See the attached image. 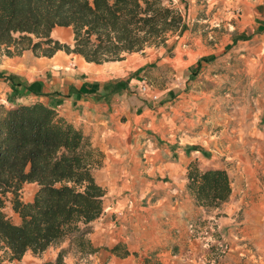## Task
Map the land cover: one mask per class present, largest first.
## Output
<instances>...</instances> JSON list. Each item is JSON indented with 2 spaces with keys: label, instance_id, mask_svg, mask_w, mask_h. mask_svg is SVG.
Here are the masks:
<instances>
[{
  "label": "crops",
  "instance_id": "1",
  "mask_svg": "<svg viewBox=\"0 0 264 264\" xmlns=\"http://www.w3.org/2000/svg\"><path fill=\"white\" fill-rule=\"evenodd\" d=\"M171 1L184 18L183 30L177 35L187 30L186 15L196 6L201 9L208 3L223 9L241 7V28L231 25L230 31L239 33L231 45H238L249 54L242 56L241 72L251 74L250 50L255 47L264 53V0H190L188 6L183 4L184 0ZM51 36L63 44L74 43L72 28L56 27ZM171 40L166 46L151 47L123 61L103 65L87 63L83 57L64 51H58L52 58L37 57L32 51L12 58L0 56V102L10 105L11 99L17 104L40 101L55 107L82 128L92 146L103 154L99 184L107 190L104 207L110 212L102 227L93 226L94 232L89 235L92 245L99 248L89 256L95 260L91 264H141L145 259L177 264L175 257L182 256L178 252L187 247L186 229L192 215L213 220L221 237L227 239L230 250L222 264H264V186L251 187L248 179L257 181L258 175H264V135L245 142L244 145H254L257 153L247 158L241 155L240 162L249 166L240 178L231 176L225 166L228 164L225 161L237 159L235 153L230 156L229 152L219 153L215 146H207L201 133L191 143L186 140L189 128L186 113L191 111L190 105H195L191 96L196 94L194 98L198 99L205 96L203 91L191 90L190 85L194 78L198 82L215 79L217 75L205 72L208 64L200 58L166 55L168 49L175 47L170 45ZM188 62L195 63L186 66ZM254 63L257 64L256 59ZM165 80L166 86L159 87V82ZM145 83L148 92L141 90ZM153 95L158 100H153ZM205 108L197 107L201 113ZM260 109L263 112L256 119H260L259 125L264 122V104ZM199 114L195 117L198 123ZM159 139L165 140L163 145L158 144ZM146 145L153 147L149 155ZM192 162L201 170L224 169L231 180L236 177L232 180V195L220 209L198 206L188 190L187 172ZM145 174L149 181L139 183ZM167 177L179 183L183 194L177 200L172 196L177 189L172 184L168 188ZM25 186L39 189L37 184ZM10 199L9 194L7 200L11 203ZM218 211L223 214L213 217ZM119 213L123 215L119 217ZM14 214L17 220L12 223L19 225L21 218ZM102 216L98 220H103ZM60 244L41 255L29 251L21 261L12 264H55L60 251L67 246ZM115 247H119L118 252L113 251Z\"/></svg>",
  "mask_w": 264,
  "mask_h": 264
},
{
  "label": "trees",
  "instance_id": "2",
  "mask_svg": "<svg viewBox=\"0 0 264 264\" xmlns=\"http://www.w3.org/2000/svg\"><path fill=\"white\" fill-rule=\"evenodd\" d=\"M56 27L73 29V45L52 38ZM183 27L182 14L161 0H0V56L32 51L52 58L64 51L103 65L166 46ZM12 100L0 103V264L21 261L29 251L41 255L69 236L78 253L94 255L99 248L88 237L105 211L107 190L94 174L103 154L55 107ZM187 181L197 205L207 210L220 209L232 195L224 169L201 170L192 162ZM25 184L39 187L30 202L20 196ZM9 194L19 225L2 211ZM66 254L61 250L55 264H66Z\"/></svg>",
  "mask_w": 264,
  "mask_h": 264
},
{
  "label": "rangeland",
  "instance_id": "3",
  "mask_svg": "<svg viewBox=\"0 0 264 264\" xmlns=\"http://www.w3.org/2000/svg\"><path fill=\"white\" fill-rule=\"evenodd\" d=\"M161 1L165 6L174 7L180 12L178 6L173 5L171 0ZM182 2L185 6L190 4V0ZM223 8L211 7V5L205 3L203 8L199 9V6H196L193 11L188 12L186 15V21L189 24L187 30L181 35L170 37L172 39L170 45L174 44L175 47H171L170 50L168 49L166 55L170 57L185 56L186 58L190 55L191 60L193 57L200 58L204 63L208 64V67H205V72L217 75L212 80L202 79L197 82L194 80L195 78L193 79L194 83L190 85L191 90L203 91L205 96L201 99L194 98L196 94L191 96V100L195 105H190L192 106L191 111L186 113L189 128L187 129L188 137L185 136V138L191 143L196 140L193 137L199 136L201 133V138L207 142V146L212 148L215 146L214 149L219 153L225 154L229 152L230 156L232 153H235L237 159L225 161V163H228L225 166L233 174L231 176L235 175L240 178V174L244 172V168L247 169V166H249V163L245 165L243 161L242 163L240 162L242 159L241 155L243 154L247 158L257 153L254 145L248 143L244 145L245 142L250 141L251 138H257L258 135H264V122L259 125L260 119L256 120L259 118L258 113L263 112L260 107L264 104V53H261L255 47L252 48L250 50V57L253 61L251 74H243L241 72L244 67L242 56L247 57L249 54L241 50L240 46L231 45L233 37L239 35V33L230 31L231 25L237 24L241 28V7L235 9L229 7L227 9ZM219 59H223V61L218 63ZM254 59H256L257 64L254 63ZM190 62L186 66H190L196 61ZM182 67L180 66V68ZM255 77H257V81H254ZM173 78L176 79V77ZM166 82V80L164 82L160 81L158 86L165 87ZM197 102L198 105H196ZM201 106H207L203 113L197 109V107ZM198 112H200L199 116L201 115V122L199 123L195 119ZM147 138H145V141H147ZM164 142L165 140H158L159 145H163ZM210 142L214 144L217 142V144L212 146ZM152 149L153 147L149 148L146 145V150L149 152L148 155L151 154ZM144 151L145 148L143 154L145 153ZM96 158L98 162L101 161V155ZM101 166L94 171L98 183L101 182L99 171ZM232 178L234 181L236 177ZM149 179L150 177L145 174L138 182H148ZM242 179V185H244L245 176ZM248 179L251 187L255 185L264 186L263 174L257 176V181L254 178H251L252 181L250 178ZM165 182L169 183L168 188L171 187L170 184L176 187L177 190L172 192V196L173 200H177L180 194H183L179 191V183L170 177L165 178ZM37 189L36 186H25L20 192L22 201L28 202L32 200ZM4 201L2 211L11 222H15L17 216L14 214L12 204L6 198H4ZM108 211H105L102 216L103 220H98L96 225H93L94 227H102V224L106 222V218L109 215ZM217 214L223 213L218 211L212 214V216H218ZM192 217L193 219L189 221L186 229L187 247L182 252H178V254L182 253V256H176L174 261L177 264H222L227 253L222 252L223 250L219 247V244H222L223 247L229 246L226 241L227 239L221 237L222 235L218 232L217 225H214V221L207 216L204 220L203 216L192 215ZM194 223L200 225L202 233L195 234V232L191 231L190 226ZM88 238L90 239V237ZM72 240L73 237L69 236L61 242L67 244L65 249H63L67 252L65 256L66 264H91L95 262L89 256L78 255V247L76 244L71 243ZM57 245L60 246L62 244H54L52 247H56ZM165 264H169V262L165 260Z\"/></svg>",
  "mask_w": 264,
  "mask_h": 264
},
{
  "label": "built area",
  "instance_id": "4",
  "mask_svg": "<svg viewBox=\"0 0 264 264\" xmlns=\"http://www.w3.org/2000/svg\"><path fill=\"white\" fill-rule=\"evenodd\" d=\"M141 90H142L143 92H148V90H149V86H148V84L145 83V84L143 85V87H142ZM152 99L156 101V100H158V96H157V95H153V96H152ZM20 192H21V191H20ZM122 215H123L122 213H119L118 216L121 217ZM190 227H191V231H192V232H195V234H197V233L200 234V233L202 232V230H201V231H196V229H194L193 224H191ZM219 247L223 250V251H222L223 253H228L229 250H230L228 245H226L225 247H223L222 244H219Z\"/></svg>",
  "mask_w": 264,
  "mask_h": 264
}]
</instances>
